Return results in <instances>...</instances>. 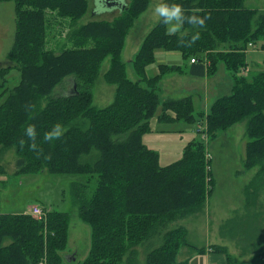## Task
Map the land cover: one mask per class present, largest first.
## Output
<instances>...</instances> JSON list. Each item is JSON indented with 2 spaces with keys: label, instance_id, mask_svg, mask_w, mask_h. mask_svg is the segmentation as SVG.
Instances as JSON below:
<instances>
[{
  "label": "trees",
  "instance_id": "1",
  "mask_svg": "<svg viewBox=\"0 0 264 264\" xmlns=\"http://www.w3.org/2000/svg\"><path fill=\"white\" fill-rule=\"evenodd\" d=\"M12 1L15 31L7 56L13 66L1 68L0 79L4 81L12 67L19 78L5 89L0 103V160L4 149L14 147L15 174L79 173L88 175L87 181L95 180L93 189L89 182L82 183L72 193L79 217L91 227L89 252L76 264H120L168 223L201 209L212 191L210 160L202 141H188L179 159L160 165L157 151L142 140L153 117L195 122L191 96L161 99L156 91L163 74L185 70L182 65L159 64L157 73L148 75L146 67L154 62L156 49L179 51L184 59L195 57L187 70L193 75H210L220 62L233 73L231 91L217 97L206 115L199 114L206 120L209 138L246 121L243 166L258 167V172L244 186V196L246 206L255 202L264 182V69L247 76L235 72L247 64L248 43L264 41V10L245 7L244 0H178L185 9L180 30L169 33L161 17L141 41L132 60L140 78L131 80L120 53L133 18L149 0H132L112 21L80 25L87 0ZM193 13L207 23H189ZM55 20L58 24L52 23ZM70 23L71 46L59 52L47 48L51 25ZM107 56L110 64L103 78L114 84V96L109 105L95 108L90 87ZM67 81L75 85L73 92L55 95V88ZM57 123L64 129L62 135L46 140L45 134ZM30 125L36 128L35 138L25 134ZM94 151L95 158L87 159ZM43 209L40 218L0 213V264L63 263L59 252L66 245L69 214ZM162 239L148 250L145 264H187V259L176 260L180 247L187 244L185 229H168ZM210 248L225 251L222 246Z\"/></svg>",
  "mask_w": 264,
  "mask_h": 264
},
{
  "label": "rangeland",
  "instance_id": "2",
  "mask_svg": "<svg viewBox=\"0 0 264 264\" xmlns=\"http://www.w3.org/2000/svg\"><path fill=\"white\" fill-rule=\"evenodd\" d=\"M118 1L119 3L127 4L129 7L132 0ZM161 2L162 0H149L147 7L133 18L131 26L128 28L129 31L125 36L120 56L125 64L126 75L131 80L140 78L134 71L132 60L143 37L160 21L161 16H158L154 9ZM14 6L12 0H0V69L9 65L13 66V62L8 58L7 53L12 45L15 31ZM244 6L261 9L264 8V0H244ZM120 11L117 7L110 8L105 6L104 8L100 0H87L86 13L77 21V24L80 25L89 21H112L122 14V11ZM52 23L58 24V21L55 20ZM170 23L179 24L178 21ZM169 26V24H166L167 28ZM72 27L71 23L61 26L51 25L47 35L48 42L46 47L59 52L63 47L71 46L67 32ZM179 30L180 27H178L177 31ZM260 41L256 42L255 50L261 49ZM90 45L92 44L90 43ZM175 52L176 54H171L174 55L175 60L188 61V59L183 58L180 52ZM246 59L250 67H252L253 73L264 69V62H262L264 53L249 52L246 55ZM157 63L158 61L154 60L147 66V70L154 67L157 72ZM109 64L110 56H107L102 60L99 73L90 87L93 98L92 105L95 108L105 107L113 100L115 86L106 82L103 78V73L107 70ZM226 71L230 73L228 70ZM149 72L147 71L151 75ZM187 73L181 76L179 81L183 83L188 77H193V74ZM215 77L216 85H218L220 91L219 95L229 93L230 90H226V80L221 76V73L219 72ZM18 78V70L12 67L6 79L4 81L0 79V103L7 95L5 89L11 88L18 81ZM65 79H69V77ZM71 87L72 83L67 81L60 87L58 85L54 93L55 95L58 93H70L68 90ZM158 94L161 99L183 96L179 95L177 91L169 93V91L163 89ZM203 94L202 92V96ZM193 96H197V93H193ZM159 110L160 108L158 107L157 111ZM195 111L198 112V109ZM154 124L155 127H153ZM149 125L152 129L143 134L142 140L145 144L152 145L151 148L157 151L160 165H166L179 159L183 145L188 140L193 138L195 140L200 139L199 134L195 131V122L182 119L156 121L155 118H151ZM245 125V120L234 124L229 130L227 137L221 136L213 139L212 142L217 146L231 143L241 145V131L245 129ZM117 136L123 138L126 135ZM210 140L211 138L206 142L207 146L203 143L205 151L206 149L209 151ZM182 141L183 143H181ZM96 155L97 152L94 151L93 156L87 157V159H94ZM16 158L14 147L4 149L0 160L3 168V172H0V213H21L24 210H29L33 204H38L43 208L66 211L69 214V224L66 245L59 252L62 256V264H76L82 261L89 252L91 227L79 217L78 205L73 202L72 193L75 187L78 186L77 184L82 183L87 184L89 182L88 187L90 190L93 189L95 180L90 177V181H87L88 175L79 173L37 171L22 174H17L16 172L15 174ZM236 164L239 171L233 173V167ZM210 169L213 178L212 191L207 197L204 206L198 211L186 213L183 215L184 217L175 219L162 230L164 232L168 229L182 226L186 231L187 244L180 247L176 260L187 259L189 264H208L209 255L207 249L222 246L225 251L211 250V248L209 250L212 252L210 255H215L219 264H264V262L258 263L252 259L253 246H256L260 239H264V191H262L264 190V182L261 184V190H259V193L261 192L260 196L258 195L259 197L255 201L256 205H253L255 204L254 202L251 205H247V208L244 209L246 205L244 204L243 189L249 182L250 177L248 176L250 172L243 168L241 161L226 160L220 155V159L215 158L214 161H210ZM162 232L142 241L140 245L135 247L133 253L126 254L127 256L123 258L120 264H145L148 250L163 242ZM193 247L200 248L202 251L197 252ZM66 255H71L74 258L68 260ZM63 256H65V260Z\"/></svg>",
  "mask_w": 264,
  "mask_h": 264
},
{
  "label": "crops",
  "instance_id": "3",
  "mask_svg": "<svg viewBox=\"0 0 264 264\" xmlns=\"http://www.w3.org/2000/svg\"><path fill=\"white\" fill-rule=\"evenodd\" d=\"M258 10H264V8H261ZM260 42H261V45H260L261 49L255 50V46H256V44H255L253 47H250L249 49L246 50L247 51L246 55L249 52L264 53V41H260ZM172 52H175V51H167V50H164L161 48L156 49L154 52V56H155L156 62L158 61L157 64L158 65L159 64L182 65L185 70L183 73L167 72V73L163 74L158 81L156 91L159 92L162 89L169 91V93H175V91H177V93H179V95H183V96L176 97V98H181L184 96H191L193 103H194L193 114L195 116V123L197 124L199 122L198 120H200V114L199 113L204 112L206 115L208 113L210 105L213 103V101L217 97L221 96V95H219V92H220L219 87H218V85H216L217 84L216 79H215L216 74H218L219 72L221 73V76H223L226 80V90L231 91L233 73L231 71H229L230 73H227V71H226L227 69H226L224 63L220 62V63H218L217 69L215 70L214 73H212L210 75L206 74L203 76L192 75L193 77H188V79H186L182 83V81H179V78L183 75L188 74L187 70L189 69L191 63L189 62V60L188 61L185 60L184 62H182V59L175 60V58L173 57L174 55H171V54H176V52L175 53H172ZM246 61H247V59H246ZM262 62H264V59L262 60ZM147 71L148 72L150 71L149 73L151 74V76H154L157 73L154 67L152 69H148V70L146 67V72ZM251 71H252V67H250V65L247 61V64L245 66L240 67L235 72V74L247 76L249 74V72H251ZM191 78L193 79V81ZM202 92L204 93L203 96H202ZM193 93H197V96L194 97ZM168 98H175V97H168ZM92 100H93V98H92ZM201 107H203V108L201 110H199ZM196 109H198V112L195 111ZM153 118H155V120L158 121V119L156 117H153ZM233 126H234V124L232 126H230L226 131L218 132L216 134V137L211 138L210 143H209V151H207V149H206V151L210 157V161L211 160L214 161L215 158L220 159V155H222L223 158H226V160H229V159L231 161L240 160L241 165L243 166V162H244L243 160L245 159V144L247 141L245 134H244L245 129L241 131L242 132V137H241L242 144L241 145H236L235 143H231V144L218 145L217 146L212 142L213 139L219 138L221 136L227 137L229 130ZM153 127H155V124L153 125ZM151 129H152V127L150 126V130ZM193 139H195V138H193ZM188 141H190V140H188ZM181 143H183V141ZM185 144L183 145V148H184ZM146 145L149 148L152 147V145H150V144H146ZM213 165H214V162H213ZM243 168H244V166H243ZM237 171H239V169H238V165L236 164V166L233 167V173H236ZM247 171L250 172V174L248 176V177H250V179L248 181H250L254 177V175L257 174L258 167H254L252 169H247ZM260 188H261V186H260ZM260 188L258 189L255 201H257L258 197L260 196V193H261V192L259 193V190H261ZM262 191H264V190H262ZM243 192H244V189H243ZM244 204H245V196H244ZM253 205H256V202ZM245 208H247V206H245L244 209ZM23 213H25V210L23 211ZM253 247H254L253 248L254 250L252 253V259L258 263L264 262V257H263L264 239H260V241L257 242V245L253 246ZM209 250H210V248L207 249V252L209 255L208 264H219L217 262V259L215 258V255H210L212 252ZM187 264H189L188 260H187Z\"/></svg>",
  "mask_w": 264,
  "mask_h": 264
},
{
  "label": "clouds",
  "instance_id": "4",
  "mask_svg": "<svg viewBox=\"0 0 264 264\" xmlns=\"http://www.w3.org/2000/svg\"><path fill=\"white\" fill-rule=\"evenodd\" d=\"M158 16L164 18V23L169 24L170 26L167 28L169 33H175L180 26V24H171L172 21H178L183 23V18L185 16V9L184 6L178 2V0H162L161 3H158L154 9ZM189 23L193 25L203 26L207 23V19L193 13L189 18ZM195 41L198 39V35L192 37ZM63 128L60 124H55L53 127L45 134L46 140H51L56 137L62 135ZM25 134L29 138L36 137V128L34 125H30L25 129ZM21 143H23L21 141ZM31 147H35V145H31Z\"/></svg>",
  "mask_w": 264,
  "mask_h": 264
},
{
  "label": "water",
  "instance_id": "5",
  "mask_svg": "<svg viewBox=\"0 0 264 264\" xmlns=\"http://www.w3.org/2000/svg\"><path fill=\"white\" fill-rule=\"evenodd\" d=\"M100 2L102 3V6H103L104 8H105V6H106V7H110V8L117 7L118 10H119V9L122 10L123 7L125 6V4H123L122 2L119 3L118 0H100ZM73 86L75 87V85H74V84L72 85V88L70 89V93L73 92ZM74 256H75V255H74ZM66 257H67L68 260H71V259L74 258V257L71 256V255H66ZM64 258H65V256H64ZM65 259H66V258H65Z\"/></svg>",
  "mask_w": 264,
  "mask_h": 264
},
{
  "label": "built area",
  "instance_id": "6",
  "mask_svg": "<svg viewBox=\"0 0 264 264\" xmlns=\"http://www.w3.org/2000/svg\"><path fill=\"white\" fill-rule=\"evenodd\" d=\"M191 61H194V59L191 58ZM196 131H198L199 133L202 134V136H204L203 129H202L201 125H198L196 127ZM29 210L35 216H40L43 214L42 208L39 205H32Z\"/></svg>",
  "mask_w": 264,
  "mask_h": 264
},
{
  "label": "bare ground",
  "instance_id": "7",
  "mask_svg": "<svg viewBox=\"0 0 264 264\" xmlns=\"http://www.w3.org/2000/svg\"><path fill=\"white\" fill-rule=\"evenodd\" d=\"M2 97V96H1ZM198 135V134H197Z\"/></svg>",
  "mask_w": 264,
  "mask_h": 264
}]
</instances>
